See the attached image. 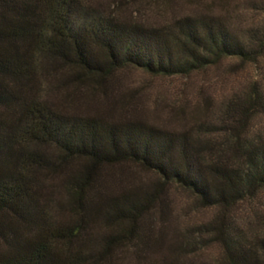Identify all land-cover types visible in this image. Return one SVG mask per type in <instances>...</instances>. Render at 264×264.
I'll return each instance as SVG.
<instances>
[{"label":"rangeland","instance_id":"374dc122","mask_svg":"<svg viewBox=\"0 0 264 264\" xmlns=\"http://www.w3.org/2000/svg\"><path fill=\"white\" fill-rule=\"evenodd\" d=\"M82 1L128 25L176 31L177 20L190 16L221 22L240 39L264 32V0ZM258 92L264 93V55L258 61L223 56L174 75L135 65L90 74L48 57L27 94L67 115L187 133L200 145V163L209 171L219 160L243 167L240 143L264 136V112L256 105L248 117L241 113ZM40 151L58 165L36 168L38 204L53 228L70 233L67 227H80L72 243L58 242L74 264H264V188L249 185L229 203L210 204L134 161L93 166L83 158H61L52 145ZM87 166L94 174L82 199L73 195V185ZM125 196L142 201L137 217L115 210Z\"/></svg>","mask_w":264,"mask_h":264},{"label":"trees","instance_id":"16d2710c","mask_svg":"<svg viewBox=\"0 0 264 264\" xmlns=\"http://www.w3.org/2000/svg\"><path fill=\"white\" fill-rule=\"evenodd\" d=\"M176 27L128 25L82 0H0V108L8 109L5 114L0 109V234L6 243L0 248V264H74L58 242L72 243L80 227H67L70 233L53 228L37 200L36 168L58 165L40 151L45 144L56 147L61 158H83L93 166L140 163L165 182L192 189L204 203H229L249 185L264 188L262 135L240 143L243 167L219 160L207 172L200 163V145L187 133L141 121L67 115L27 94L48 57L74 63L90 74L135 65L174 75L223 56L258 61L264 55V32L240 39L221 22L190 16L177 20ZM256 105L263 113V92L241 113L248 117ZM238 112L235 107L234 118ZM93 174L88 166L82 170L73 185L74 196L83 199ZM139 200L125 196L115 210L123 217H137Z\"/></svg>","mask_w":264,"mask_h":264}]
</instances>
